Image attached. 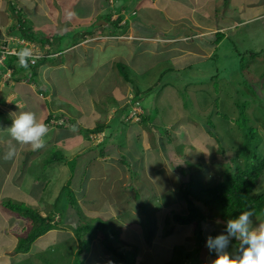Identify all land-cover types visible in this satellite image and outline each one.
Masks as SVG:
<instances>
[{
    "label": "crops",
    "instance_id": "0c3cea01",
    "mask_svg": "<svg viewBox=\"0 0 264 264\" xmlns=\"http://www.w3.org/2000/svg\"><path fill=\"white\" fill-rule=\"evenodd\" d=\"M263 26L264 0H0V41L40 55L28 68L20 67L17 54L0 63V126L11 125V113L32 111L49 127L46 146L38 151L0 131V264H46L48 238L62 231L69 239L76 227L70 223L79 224L84 214L120 225L124 212L141 211L139 195L145 201L153 192L149 185L138 195L130 189L140 178L129 162L138 158L137 170L153 180L159 175L155 164L168 166L169 160L161 153L163 132L141 121L154 109L143 99L155 93L158 100L170 85L168 78L162 82L165 76L221 74L224 57L233 56L226 49L239 50L248 34L250 47L263 53ZM261 53L249 64L259 62ZM178 97L175 103L182 104ZM134 105L140 109L135 116ZM9 143L17 156L5 161ZM9 202L53 216L58 226L28 251H18L32 220ZM100 252L93 264L105 260Z\"/></svg>",
    "mask_w": 264,
    "mask_h": 264
},
{
    "label": "rangeland",
    "instance_id": "374dc122",
    "mask_svg": "<svg viewBox=\"0 0 264 264\" xmlns=\"http://www.w3.org/2000/svg\"><path fill=\"white\" fill-rule=\"evenodd\" d=\"M246 38L245 44L238 46L239 50L226 49V52L232 53L233 56H230V59L224 57L225 71L221 74L209 76L210 73L204 71L190 70L177 77L165 76L162 82L168 78L170 85L158 97V100L155 102L156 94L154 93L142 101L150 109H153L156 104L162 121L173 125L171 131L174 136L173 143L164 144L166 147L169 146V148H163L165 153L161 150L164 156L169 157V160L166 158L168 166L163 165L162 161L157 162L155 168L159 175L155 179L149 180L147 172L137 170V166L140 165L138 158L135 164L129 162L132 169L136 168L137 177L149 185L148 193L153 192L146 202L141 196L139 199V204H147L148 210L132 213L129 209L127 214L126 212L123 214L126 223L123 221L120 225H114L120 230L118 243L124 246L123 251L127 254L138 253L136 257L138 264H178L183 250L185 253L190 250H193L194 254L197 251V255L200 253L199 264H211L216 258L215 251H210L206 246L207 237L214 238L219 234H225L226 221L210 205H205V202L197 198L195 186L188 184V181H195L199 177L205 186L210 187L222 177L225 168L235 169L237 164H242V154L247 148H251L253 143L252 140H248L251 146L246 147L244 130L246 126H252L256 132L257 138L260 139L258 154L264 157V51L261 53L250 47L254 42L250 34ZM258 44L264 45V33L259 36ZM245 47L248 49H244ZM238 53L241 57H238ZM254 53L262 54L259 58L260 63L249 64L252 58H256ZM128 71L129 69L125 70L126 73ZM128 75L136 80L134 73ZM175 88V93L182 99V104L175 103V100L179 99L173 93ZM137 106H133V115L134 108L139 109ZM164 137L161 138V147ZM186 155L191 156L194 164L192 167L187 164ZM150 159L153 160L152 157ZM256 191L264 194V176L260 179ZM200 192L202 193L201 190ZM187 196L206 215V219L201 222L203 238L201 241L197 237L200 234H197L199 227L196 221L183 225L173 218L174 212L185 216L191 215ZM131 197L133 198V193ZM114 212L116 213L117 209H114ZM84 219L86 221L89 217H83ZM252 219L253 222L257 220V218ZM261 219L264 220V215ZM70 224L64 226L71 228ZM73 229L75 230L74 227ZM92 229L93 226L87 233L89 234ZM150 230H153L151 238ZM63 233L60 231L57 233V238L55 235L48 238L50 249L42 254L44 259L50 260L46 264H81V258L78 257H82L86 264H93L91 260L98 257L96 251L99 249L100 251L103 249L99 256L105 260L99 261L98 264H109V262L116 264L113 261L115 254L107 250L104 245L106 239L102 236L93 239L89 247L81 250L79 244L88 235L85 231L79 232V236L75 230L69 240ZM111 240L115 241V238ZM146 240L149 242L146 243ZM236 245L237 242L231 239L228 251H233ZM172 260L173 263H171ZM180 261L182 262V258ZM30 262L35 263L34 258ZM186 263H188L187 259Z\"/></svg>",
    "mask_w": 264,
    "mask_h": 264
},
{
    "label": "trees",
    "instance_id": "16d2710c",
    "mask_svg": "<svg viewBox=\"0 0 264 264\" xmlns=\"http://www.w3.org/2000/svg\"><path fill=\"white\" fill-rule=\"evenodd\" d=\"M254 54L257 55L256 53ZM254 54H252V56H254ZM161 90L162 89H160V91ZM151 91H153V89H151ZM137 103L140 104L142 102L137 101ZM158 110L159 109L155 104L154 109L150 112L148 116H144L145 114H143L141 121H143L145 126H149V124H154L155 128L158 129V131L160 132L162 131L163 132L162 134L166 136L164 137V144L165 142H167V145H169V143H173L172 138L174 134L171 131V128L173 127V125L168 126L165 122H163ZM128 121H130V119H128ZM128 121L125 122L126 125ZM101 129L102 127L97 128V130H101ZM244 130L246 133L245 135L246 147L251 146V143H249V141L252 140L253 143H252L251 148H247L246 152L242 154V161H243L242 164H237L235 169L225 168L224 171L222 172V177L218 181L213 183V185H211L210 187L205 186L203 181L199 177H197L195 181H192V180L188 181L189 182L188 184L195 186L197 193L200 194L198 195L196 193L197 198H200L203 202H205V205L207 206L210 205V207L213 210H215V212H217L221 216V218L224 219L226 222L228 219L238 216L240 212L245 211V210L253 211L254 215L252 218H257V220L261 219L262 216L264 215V194L258 193L256 191V188L259 184L260 179L264 176V157L262 158L258 154L260 139L257 138V134L252 129V126H246ZM198 152L196 153L198 154ZM123 156L125 157L124 154ZM185 160L190 167L194 165L191 160V156L189 157V155H186ZM197 181L199 182L196 183ZM129 184H130L129 187L132 191L133 190L135 191L137 189L136 191L137 195H138L139 189L142 188L141 187L142 185H144V187L147 186L146 182H143L141 180L138 183L136 181H131ZM200 190L202 191V193L200 192ZM139 199H140V195H139ZM187 199L189 202L191 215L185 216L178 212H174L173 218L175 220H178L179 223L183 225L191 224L192 222L196 221L197 226L199 227L197 234H200V236L197 235V237H198V240L201 241L203 240L202 231H201V222L204 221V219H206V215L204 211H201V209L195 206L192 199H190L188 196H187ZM6 205H8L11 209L23 211L32 220V227L29 233L27 234V236L23 237L20 240V243L17 247L18 251H24V252L28 251L31 244L39 236H41L42 234H45L49 230L54 229L56 228V226H58L57 224L52 223L53 218H54L53 216H49V215L42 216L35 209H31L26 206L23 207L18 202H9V203H6ZM139 208L143 211H146L149 209L147 204H144V205L141 204ZM83 217H89L88 220L90 221L88 220L85 221V219L83 220ZM83 217L80 223L75 227L77 234L79 235V232L81 231H85L87 233L88 231L91 230L92 226H93V229L89 234L87 233L88 235L86 236L84 240H81L79 244L81 250L89 247L93 238H95L96 236H99V237L102 236L104 239H106V242L104 245L107 248V250L109 249L110 251H113L115 254L114 259H113L114 263L116 264H138V261L136 260L138 253L133 252L131 254L130 253L127 254L125 251H123L124 246L118 243L117 239L119 237L120 230L114 226L117 223L115 224L113 222V219L111 220L106 219L102 215L93 217V216L84 214ZM123 220L125 221L126 218L124 217ZM92 221L95 223H89ZM260 221H262V219ZM152 233H153V230H150V238H151ZM111 238H115V241H112ZM149 240H146V243H148ZM233 240L237 242L235 238H233ZM191 252H193V255H191ZM199 254L197 255V251L194 254L193 250L187 251L186 253L183 250V252L181 251L180 253V260L182 258V262L179 260L178 264H199L198 263ZM78 258L79 259L81 258L80 259L81 264H84L82 257H78ZM186 259L188 260V263H186ZM48 261L50 260L47 259V262ZM171 263H173V260Z\"/></svg>",
    "mask_w": 264,
    "mask_h": 264
},
{
    "label": "clouds",
    "instance_id": "9594fccd",
    "mask_svg": "<svg viewBox=\"0 0 264 264\" xmlns=\"http://www.w3.org/2000/svg\"><path fill=\"white\" fill-rule=\"evenodd\" d=\"M17 56L19 65L23 68H28L29 60L35 64L38 58L29 48L21 49ZM10 116L11 125L6 128L0 126V131H5L17 144L30 146L32 151L41 150L46 146L45 138L49 133V127L43 120L37 118L36 113L20 111L11 113ZM71 130L75 132L76 126L73 125ZM16 156V146L9 143L2 158L10 161ZM253 215L251 210L242 211L238 216L227 220L226 234L222 233L214 238L207 237L206 246L216 253V258L211 264H264V223L254 225ZM232 238H235L237 245L230 252L228 249Z\"/></svg>",
    "mask_w": 264,
    "mask_h": 264
},
{
    "label": "built area",
    "instance_id": "2783aa9c",
    "mask_svg": "<svg viewBox=\"0 0 264 264\" xmlns=\"http://www.w3.org/2000/svg\"><path fill=\"white\" fill-rule=\"evenodd\" d=\"M11 42H7V41H0V63L2 64L4 59L9 56V55H16L19 50L16 46L11 45ZM35 57H39L40 55H34ZM138 107V106H137ZM134 115L135 116L137 113L140 112V109H137L136 107L134 108ZM51 123L53 124H58V125H62L65 123V121L63 119H55V118H51L50 120Z\"/></svg>",
    "mask_w": 264,
    "mask_h": 264
}]
</instances>
